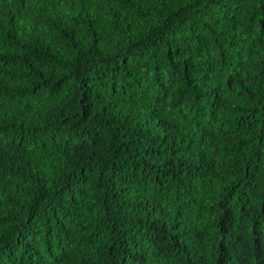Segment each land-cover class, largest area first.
I'll return each instance as SVG.
<instances>
[{"label":"clouds","instance_id":"1","mask_svg":"<svg viewBox=\"0 0 264 264\" xmlns=\"http://www.w3.org/2000/svg\"><path fill=\"white\" fill-rule=\"evenodd\" d=\"M262 21L264 0H0V264H124L130 243L220 264L225 205L258 241Z\"/></svg>","mask_w":264,"mask_h":264},{"label":"trees","instance_id":"2","mask_svg":"<svg viewBox=\"0 0 264 264\" xmlns=\"http://www.w3.org/2000/svg\"><path fill=\"white\" fill-rule=\"evenodd\" d=\"M231 82V79H229V83ZM84 98L85 100L88 99L87 93H85ZM90 107V104L83 107L84 116H87ZM92 131H95V129H92ZM146 151L151 152L152 149H148ZM168 163L171 164L172 161L169 160ZM225 209V214L220 220V226L222 229L228 232L229 239L225 240L219 245L218 260L220 264H232V259L234 256H236L241 262L246 261L248 256L252 253H257L261 259H264V228H261L260 230L258 241L256 240L255 236L249 238L246 233H237L232 228L231 213L228 211L226 205ZM225 248L226 251H223ZM123 257L124 264H141V261L143 260V255L138 250L135 243L127 244L123 248Z\"/></svg>","mask_w":264,"mask_h":264}]
</instances>
